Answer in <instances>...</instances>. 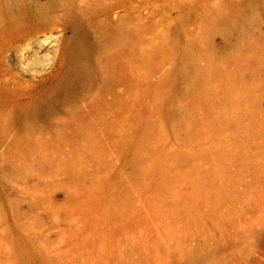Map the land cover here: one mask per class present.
I'll return each instance as SVG.
<instances>
[{
    "label": "rangeland",
    "instance_id": "obj_1",
    "mask_svg": "<svg viewBox=\"0 0 264 264\" xmlns=\"http://www.w3.org/2000/svg\"><path fill=\"white\" fill-rule=\"evenodd\" d=\"M3 85L0 264H264V0H0Z\"/></svg>",
    "mask_w": 264,
    "mask_h": 264
},
{
    "label": "bare ground",
    "instance_id": "obj_2",
    "mask_svg": "<svg viewBox=\"0 0 264 264\" xmlns=\"http://www.w3.org/2000/svg\"><path fill=\"white\" fill-rule=\"evenodd\" d=\"M83 36L82 33H79L70 44V58L68 61V75L63 81V88L65 91L72 90V86L75 87L76 83L80 79H84L88 76L89 70V56L90 52L93 49V44H90ZM92 43H94L92 41ZM54 54L48 52L43 56H39V53L33 51L32 49L25 50L26 55H22V63H36L47 61L53 63L55 60H58L62 53L67 49V43H58L53 48ZM75 85V86H74ZM10 90L6 86L0 88V96L2 99H7L9 96ZM23 257L25 264H43L39 255L33 252L30 249H24Z\"/></svg>",
    "mask_w": 264,
    "mask_h": 264
}]
</instances>
